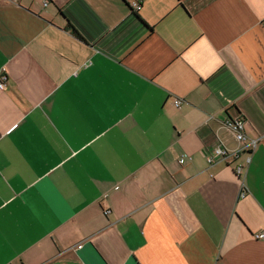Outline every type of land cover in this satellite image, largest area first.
Wrapping results in <instances>:
<instances>
[{"label": "crops", "instance_id": "obj_1", "mask_svg": "<svg viewBox=\"0 0 264 264\" xmlns=\"http://www.w3.org/2000/svg\"><path fill=\"white\" fill-rule=\"evenodd\" d=\"M0 75V264H264V0H0Z\"/></svg>", "mask_w": 264, "mask_h": 264}, {"label": "built area", "instance_id": "obj_2", "mask_svg": "<svg viewBox=\"0 0 264 264\" xmlns=\"http://www.w3.org/2000/svg\"><path fill=\"white\" fill-rule=\"evenodd\" d=\"M16 2L17 0H10ZM134 9L139 10V4L133 5ZM4 77L0 75V89L5 86ZM174 107L178 108L181 105V101L176 99L173 102ZM223 127L233 136L235 142L238 144V147L233 150H227L222 143L215 148L213 154L207 158V165H212L215 162H235L239 158V154L244 155V163L242 165H236L234 168V174L237 179L240 181L241 194L240 197H245V190L243 185L245 169L250 162V153L256 148L258 139H249L245 134V124L241 117L235 116L234 118H228L224 121ZM189 158L179 159V164H183ZM108 211L104 212V215L107 216ZM255 240L264 241V231L255 233L252 235Z\"/></svg>", "mask_w": 264, "mask_h": 264}, {"label": "trees", "instance_id": "obj_3", "mask_svg": "<svg viewBox=\"0 0 264 264\" xmlns=\"http://www.w3.org/2000/svg\"><path fill=\"white\" fill-rule=\"evenodd\" d=\"M69 27H71L70 25H69ZM73 30V33L78 37V38H80V36L77 34V32L74 30V29H72Z\"/></svg>", "mask_w": 264, "mask_h": 264}]
</instances>
